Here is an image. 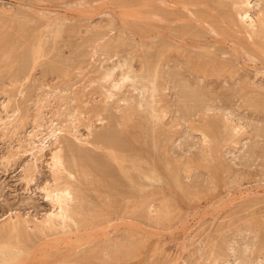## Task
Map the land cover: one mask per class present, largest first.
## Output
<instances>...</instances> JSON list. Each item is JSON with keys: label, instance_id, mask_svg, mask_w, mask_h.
Masks as SVG:
<instances>
[{"label": "rangeland", "instance_id": "rangeland-1", "mask_svg": "<svg viewBox=\"0 0 264 264\" xmlns=\"http://www.w3.org/2000/svg\"><path fill=\"white\" fill-rule=\"evenodd\" d=\"M221 1L215 6L217 0H206L207 8L200 3L183 7L178 0H0V227L10 218L26 224L28 237L35 234L28 242L25 238L13 262L264 264V38L251 42L237 27L230 29L233 34L220 33L215 16L232 4ZM249 1L258 29L264 0ZM237 10L247 8L232 7V13ZM196 55L210 61L213 56L214 64L198 73L190 64ZM49 65L53 72L45 71ZM214 65L220 70L212 72ZM5 72L14 74L12 80ZM123 77L127 81L120 89L110 87ZM126 109L131 115L123 113ZM106 129L124 134L116 133L124 150L115 153V161L96 139ZM69 146L94 159L96 171L116 176V181L111 177L119 186L108 176L104 181L112 182L98 180L93 187L90 176L93 181L102 176L89 167H83L91 172L88 177V170L79 172L81 166L53 168L52 157L60 150L70 160ZM121 167L137 180L134 187L117 171ZM58 175L77 198L69 210L80 214L63 227L55 225L56 231L42 220L55 210L47 190L54 189ZM109 197L116 199L115 212Z\"/></svg>", "mask_w": 264, "mask_h": 264}, {"label": "bare ground", "instance_id": "bare-ground-1", "mask_svg": "<svg viewBox=\"0 0 264 264\" xmlns=\"http://www.w3.org/2000/svg\"><path fill=\"white\" fill-rule=\"evenodd\" d=\"M163 1H165V0H163ZM182 5H183V7L184 6H189L188 4H190V3H193V4H197V3H200V4H204L207 8L209 7L208 5L209 4H207V2H205L204 0H178ZM170 2V1H169ZM209 2H211L212 3V1H208V3ZM216 2V1H215ZM228 1H225V3H227ZM230 2V1H229ZM176 4V3H175ZM199 4V5H200ZM215 4V3H214ZM217 4L218 5H222L223 3H222V1L221 0H217V3H216V5L215 6H217ZM240 5H243V6H245L246 8H247V10H245V11H243V12H238V10H237V12H233L232 13V7L234 8H236V6L237 7H239ZM249 5H250V1L249 0H232V4H224V10L222 11V12H219V15H216L215 16V20L217 21V23H219V29L221 28L222 30H220V33L222 32V33H224V31H226V33H224V34H229V32H231L230 34H233L234 33V31H233V33H232V31H230V29L232 28V29H234L233 27H237V28H239L240 30H241V32L243 33V34H246V37L248 38V39H251V42H252V40H254L255 38H257V39H262L263 40V38H264V21H263V23H262V25L261 26H259V28L257 29V26H256V22L258 23L259 21H255V20H257V19H253L252 18V16L249 14ZM194 6V5H193ZM192 6V7H193ZM203 6V5H202ZM201 6V7H202ZM211 6V5H210ZM213 6V5H212ZM182 7V6H181ZM191 7V8H192ZM189 8V7H188ZM206 8V9H207ZM217 8H220V7H216V9ZM204 9H205V7H204ZM211 9V8H210ZM210 9H209V11H210ZM220 9H222V8H220ZM168 10H169V8H168ZM167 10V11H168ZM185 10H188L187 8L185 9ZM208 10V9H207ZM192 11V10H191ZM196 11V10H195ZM201 11V10H200ZM202 11H204V12H206L205 10H203L202 9ZM169 12H170V15L173 13L171 10H169ZM193 12V11H192ZM166 13V12H165ZM196 14V13H195ZM197 14H198V12H197ZM200 14V13H199ZM214 14V13H213ZM167 15H169V14H167ZM201 15H203V13H201ZM205 15H208V14H206L205 13ZM205 15H203V17L205 16ZM11 16H13V15H11ZM10 16V18H12ZM218 16V17H217ZM235 16H240L241 17V20H238L237 18H235ZM206 17H208V16H206ZM169 18H170V16H169ZM202 18V17H201ZM200 18V19H201ZM11 20V19H10ZM13 20V19H12ZM261 20V19H260ZM4 21V20H3ZM14 21V20H13ZM213 21V20H212ZM8 22H9V20H8ZM12 24H13V22H11ZM19 23V22H18ZM214 23V22H213ZM216 23V22H215ZM214 23V24H215ZM260 23V22H259ZM16 24V23H15ZM240 24V25H239ZM24 25V24H23ZM15 26V25H14ZM26 26V25H25ZM215 26H216V24H215ZM19 27V26H18ZM23 27V26H22ZM17 28V27H16ZM16 28H14V29H16ZM20 28H21V26H20ZM25 28V27H24ZM187 28V27H186ZM257 30H256V29ZM19 29V28H18ZM188 29V28H187ZM216 29H218V28H216ZM218 29V30H219ZM224 29H226V30H224ZM229 29V30H228ZM243 29V30H242ZM20 30V29H19ZM184 30V29H183ZM183 30H180V31H183ZM237 30V29H236ZM13 31V30H12ZM24 31V29H22V32ZM56 31V30H55ZM228 31V32H227ZM192 32V31H191ZM2 32L0 31V34H1ZM10 33H11V31H10ZM28 33H30V32H28ZM193 33V32H192ZM19 35H20V33H18ZM18 34H16V36L14 37L15 39H16V37H18ZM3 35V34H2ZM188 35H189V33H188ZM191 35V34H190ZM1 36V35H0ZM11 36L13 37L14 35H12L11 34ZM26 36H28L27 34H25V37ZM54 36H55V34H54ZM59 36V35H58ZM192 36V35H191ZM2 37V36H1ZM20 37V36H19ZM18 37V38H19ZM195 37V36H194ZM5 38H7V37H5ZM54 38V37H53ZM27 39V38H26ZM194 39V38H193ZM10 40V39H9ZM19 40V39H18ZM28 40V39H27ZM3 41V40H2ZM249 41V40H248ZM12 42V41H11ZM18 42V41H17ZM255 42V44H257L258 42L257 41H254ZM14 43H15V40H14ZM50 43V42H49ZM57 43V42H56ZM246 43V42H245ZM260 43V42H259ZM3 44V43H2ZM1 44V45H2ZM11 43H9V45H10ZM13 44V43H12ZM11 44V45H12ZM47 44V43H46ZM254 44V43H253ZM8 45V46H9ZM10 45V46H11ZM52 45H54V44H52ZM249 45V44H248ZM251 45V44H250ZM261 45H262V43H261ZM4 46V45H3ZM5 46H7V45H5ZM16 46V45H15ZM49 46V45H48ZM14 47V46H13ZM261 47H263L262 49H264V46H261ZM3 48H5V47H3ZM46 48V47H45ZM160 48H162V47H160ZM192 48V47H191ZM194 48V47H193ZM199 48V47H198ZM256 48V47H255ZM15 50L17 49V47L16 48H14ZM30 49V48H29ZM33 49V48H32ZM6 50V49H5ZM5 50H4V52H5ZM35 50V49H34ZM38 50V49H37ZM36 50V51H37ZM48 50V49H47ZM8 51V50H7ZM7 51H6V53H7ZM18 51V50H17ZM17 51H14V52H17ZM46 51V50H45ZM53 51V50H52ZM159 51V50H158ZM28 52H29V50H28ZM32 52V51H31ZM44 52V51H43ZM200 52V51H199ZM8 53H10L11 54V57H12V51L11 52H9L8 51ZM7 53V54H8ZM33 53V52H32ZM31 53V54H32ZM52 53V52H51ZM159 53V52H158ZM197 53V52H196ZM207 52H205V55H208V54H206ZM4 54V53H3ZM2 54V55H3ZM20 54H22V52L20 53ZM194 54V53H193ZM211 54V53H210ZM191 55V54H190ZM202 55H204L203 53H202ZM8 56L10 57V55L8 54ZM7 56V57H8ZM27 56V55H26ZM212 56V55H211ZM217 56V55H216ZM216 56H214V57H216ZM10 57V59H12ZM14 57H17V56H13V58ZM158 57H159V55H158ZM186 57V56H185ZM213 57V56H212ZM212 57L210 58L211 59V61L210 60H204V59H206V58H202L201 56H195V57H193V58H191L190 59V64H192V69H194V70H198L197 72L199 73V72H204L205 70H207L208 68V66H210L211 67V65L212 64H214L213 63V59H212ZM25 58V57H24ZM57 58V57H56ZM162 58H163V55H162ZM165 58V57H164ZM217 58H220V57H217ZM3 59V58H2ZM9 59V58H8ZM8 60V61H11V60ZM23 59V58H22ZM26 59V58H25ZM24 59V60H25ZM159 59V58H158ZM166 59V58H165ZM164 59V60H165ZM17 60V59H16ZM157 60V59H156ZM160 60H163V59H161L160 58ZM215 60V59H214ZM218 60V59H217ZM217 60H215L214 62H216ZM221 60V59H220ZM3 61H4V59H3ZM7 61V60H6ZM54 61V60H53ZM146 62H150V61H152V60H149V61H147V59L145 60ZM158 61V60H157ZM219 61V60H218ZM15 62V61H14ZM48 62V61H47ZM154 62H155V60H154ZM164 62V61H163ZM166 62V61H165ZM212 64H211V63ZM220 62V61H219ZM5 63V62H4ZM145 63V62H144ZM156 63V62H155ZM161 63H162V61H161ZM189 63V62H188ZM208 63H210L211 65H209ZM217 63V62H216ZM226 63V62H225ZM1 64H3L2 62H1ZM6 64V63H5ZM49 64V63H48ZM52 64V63H51ZM54 64V63H53ZM57 64V63H56ZM148 64V63H147ZM151 64V63H150ZM160 64V63H159ZM158 64V65H159ZM163 64V63H162ZM8 65V64H7ZM13 64H11V65H8L10 68L11 67H13L12 66ZM15 65V64H14ZM19 65V64H18ZM165 65V64H164ZM220 65V64H219ZM218 65V66H219ZM227 65V64H226ZM7 66V67H8ZM17 66V65H16ZM58 67H59V65H57ZM64 66V65H63ZM215 66L216 65H214V66H212V69L214 68L215 69ZM217 66V67H218ZM224 66V65H223ZM228 66V65H227ZM45 67V66H44ZM48 67V66H47ZM49 69L47 70L46 68H45V71H47V72H49V70H51V68L53 67V66H50L49 65ZM55 67V66H54ZM57 67V68H58ZM144 67H146L147 68V66L146 65H144ZM160 67V66H159ZM186 67V66H185ZM216 67V69L215 70H211L212 72H214V71H217V70H220V68H221V66L219 67V68H217ZM3 68V67H2ZM56 68V69H57ZM158 68V67H157ZM164 68V67H163ZM188 68H190V66L188 67ZM207 68V69H206ZM12 69V68H11ZM63 69V68H62ZM61 69V70H62ZM144 69V68H143ZM149 69V68H148ZM155 69V68H154ZM227 69H229L228 67H227ZM2 70H4V69H2ZM65 69H63L62 70V73H63V71H64ZM67 70V69H66ZM158 70V69H157ZM160 70H161V68H160ZM164 70V69H163ZM191 70V69H190ZM210 70V69H209ZM5 71V70H4ZM12 71V70H11ZM21 71V70H20ZM52 72H53V68H52V70H51ZM58 71V70H57ZM144 71V70H143ZM210 71V72H211ZM0 72H2V71H0ZM110 72V71H109ZM112 72V71H111ZM152 72V71H151ZM211 72V73H212ZM221 72H222V70H221ZM6 74H7V72H5ZM9 73V72H8ZM16 73V72H15ZM51 73V72H50ZM54 73H56V71H54ZM66 73V72H65ZM145 73V72H144ZM160 73V72H159ZM161 73H163V72H161ZM192 73L194 74V72L192 71ZM198 73H196V74H198ZM206 73V72H205ZM223 73V72H222ZM67 74V73H66ZM166 74V73H165ZM202 74V73H201ZM214 74H216V72L214 73ZM213 74V75H214ZM2 76H3V74H1ZM9 75H11V74H7L6 75V77H8L9 78ZM58 75H59V73H58ZM106 75V74H105ZM122 76H124L125 74H121ZM120 75V76H121ZM5 76V75H4ZM12 76H14V74L13 75H11V78H13ZM109 76H112V75H110V74H107V77H109ZM121 76V77H122ZM127 76V75H126ZM153 76V75H152ZM165 76V75H164ZM203 76V75H202ZM205 76H206V74H205ZM209 76V75H208ZM18 77V76H17ZM105 77V76H104ZM148 77V76H147ZM155 77L158 79V77L160 78V77H162V75H158L157 73H156V75H155ZM207 77V76H206ZM11 78H9V79H11ZM106 78V77H105ZM202 78V77H201ZM120 80H118V79H116V80H112V82L110 83V87H112L113 89H120V85L122 84V83H124L125 81L124 80H126L127 79V77H123V79H121V78H119ZM145 79V78H144ZM166 79V78H165ZM12 80V79H11ZM149 80H151V77H150V79ZM148 80V81H149ZM127 81V80H126ZM160 81V80H159ZM162 81V80H161ZM165 82V81H164ZM184 83H185V81H184ZM156 84V83H155ZM123 85V84H122ZM161 85V84H160ZM164 85V84H163ZM109 87V88H110ZM154 87V86H153ZM159 87H161V86H159ZM115 89V90H116ZM144 89V88H143ZM156 91H158V90H156ZM155 91V92H156ZM110 92V91H109ZM147 92V91H146ZM194 92H195V90H194ZM194 92H190V93H194ZM200 92V91H199ZM154 93V92H153ZM158 93V92H157ZM197 93V92H196ZM146 94V93H145ZM154 94H156V93H154ZM154 94H152V96L151 97H153L154 96ZM199 94V93H198ZM198 94H196V95H198ZM201 94V93H200ZM109 95V94H108ZM247 95V94H246ZM186 96V95H185ZM189 96V95H188ZM109 97V96H108ZM107 97V98H108ZM184 97V96H183ZM189 97H191V96H189ZM196 97H199V96H196ZM195 96H194V98H196ZM192 98H193V96H192ZM146 99V98H145ZM184 99H186L185 97H184ZM187 99H188V97H187ZM142 102H140L139 104H141ZM139 104H138V106H139ZM137 106V107H138ZM143 106V105H142ZM152 106V105H151ZM128 108V107H127ZM130 109V110H129ZM129 109H126L125 111L126 112H123V113H126V114H130L131 112H129V113H127V111L129 110V111H132L131 109H133V107L131 108H129ZM134 110V109H133ZM152 110V109H151ZM109 111V110H108ZM109 112H111V111H109ZM122 113V114H123ZM137 113V112H136ZM125 114V115H126ZM146 114V113H145ZM124 115V114H123ZM124 115V116H125ZM131 115V114H130ZM137 115V114H136ZM138 116V115H137ZM129 116H127V118H128ZM127 118H125V119H127ZM112 119V118H111ZM158 119V118H157ZM208 119H212V118H208ZM110 122H112L111 120H109ZM153 121V120H152ZM209 121V120H208ZM210 121H213V120H210ZM115 122H116V120H115ZM121 122V121H120ZM125 122V121H124ZM150 122V121H149ZM118 123V122H117ZM204 123H206V122H204ZM208 123H210V122H208ZM213 123V122H212ZM214 123H216V122H214ZM204 126V125H203ZM123 127V126H122ZM149 127V126H148ZM207 127V126H206ZM209 127V126H208ZM109 128H111V127H109ZM108 128V129H109ZM119 128V127H118ZM203 128V127H202ZM105 129V128H104ZM150 129V128H149ZM157 129V128H156ZM213 129H214V127H213ZM218 130V129H217ZM108 130L106 129V132L104 133H102V132H100V133H102V134H99V135H97L96 136V139H97V141L98 142H101L102 143V145H104V149H106V150H108V156L109 157H111L114 161L115 160H117V158H116V155H119L118 153L115 155V153L116 152H119V151H122V150H124V147H119V144L120 143H118L117 141L118 140H116V138H115V136H117V134L119 133V136L118 137H123L124 136V134L123 135H121L122 133H121V131H120V129H119V131H118V133H117V131H116V129H115V131H116V133H114V131L112 132V129H111V131L110 132H107ZM157 131V130H156ZM207 131V130H206ZM209 132V131H208ZM218 132V131H217ZM54 133V132H53ZM204 133V132H203ZM202 133V134H203ZM210 133L212 134V132L210 131L209 132V135H210ZM116 134V135H115ZM53 135V134H52ZM50 136V135H49ZM53 136H55V135H53ZM208 136V135H207ZM52 137V136H51ZM94 137V136H93ZM206 137V136H205ZM210 137H211V135H210ZM92 139V138H91ZM96 139H95V141H96ZM118 139V138H117ZM125 139V138H124ZM157 139V138H156ZM214 139H215V137H214ZM217 139V138H216ZM220 139H221V137H220ZM224 139V138H223ZM218 140V139H217ZM123 141V140H122ZM219 141V140H218ZM218 141H217V143H218ZM221 141V140H220ZM97 142V143H98ZM119 142H121L120 141V139H119ZM156 142V141H155ZM117 143H118V145H117ZM126 143H128V142H126ZM139 144V143H138ZM73 145V144H72ZM71 145V146H72ZM96 145V144H95ZM120 145H123V144H120ZM129 145V144H128ZM162 145V144H161ZM161 145H159V146H161ZM219 145V144H218ZM44 143H42V146H41V149L40 150H43L44 149ZM74 146H76V145H74ZM100 146V145H99ZM98 146V147H99ZM124 146V145H123ZM140 146V145H139ZM66 147V146H65ZM70 147V146H69ZM102 147V146H101ZM215 147H217V146H215ZM127 148V147H126ZM161 148H162V146H161ZM213 148V147H212ZM70 150V153H71V157H69L70 158V160H68V161H66V159H64L63 158V155L61 156V153H60V151H58V153L56 152V154H54L53 155V157H52V167L54 166V167H56V169L58 168V171H60V169L61 170H63L62 168H67V166H75V168L76 167H80L81 166V168L83 169V167H89V169L90 170H92V172H93V174H94V172H97V173H99L101 176H102V179L101 178H98L96 181H93V180H95L96 178H94V179H92L91 180V176H90V180L92 181V182H90V180L88 181L89 183H93V182H95V183H99V181L100 182H102L103 181V184H105V185H107V183H106V180L107 181H110V182H112L113 181V174H111L110 172H108V170H102V172L100 171V172H98V171H96L93 167L95 166H92L94 163V159H92L90 156H87V154H86V156H83V154H80L78 151H75L74 149H75V147H70L69 148ZM128 149V148H127ZM126 149V150H127ZM217 149V148H216ZM130 150V149H129ZM156 150H158V149H156ZM156 150H155V152H156ZM68 151V150H67ZM67 151H66V153H67ZM105 151V150H104ZM103 152V151H102ZM127 152H128V150H127ZM160 152V151H159ZM63 153V152H62ZM65 153V152H64ZM70 153L68 152V155H70ZM92 153H93V151H92ZM119 153H121V152H119ZM125 153V152H124ZM129 153H130V151H129ZM157 153V152H156ZM161 153H162V151H161ZM131 154V153H130ZM158 154V153H157ZM160 154V153H159ZM158 154V155H159ZM211 154V153H210ZM122 155H123V153H122ZM124 155H127V153L126 154H124ZM123 155V156H124ZM96 156V155H95ZM130 156V155H129ZM133 156H134V154H133ZM214 156V155H213ZM130 157H132V156H130ZM84 158H85V160H87L88 161V164H84V163H82L83 162V160H84ZM102 158H103V156H102ZM106 157H104L103 158V160L105 159ZM124 158H125V156H124ZM123 157H121V159L120 160H122V162H123V159H124ZM165 158V157H164ZM96 159V158H95ZM131 159V158H130ZM160 159V158H159ZM79 160H80V162H79ZM125 160V159H124ZM128 160V159H127ZM162 160H164V159H162ZM166 160V159H165ZM97 161V160H96ZM133 161V160H132ZM145 161V160H144ZM150 161V160H149ZM65 162H66V164H65ZM105 162V161H104ZM121 162V161H120ZM147 162H148V160H147ZM146 162V163H147ZM159 162V161H158ZM106 163V162H105ZM114 163V162H113ZM113 163H111V165L113 164ZM154 163V162H153ZM86 165V166H83V165ZM110 164V163H109ZM116 164H117V162H116ZM133 164V163H132ZM102 165V164H101ZM151 165H152V162H151ZM110 166V165H109ZM140 166V165H139ZM142 166V165H141ZM140 166V167H141ZM148 166V165H147ZM53 167V168H54ZM61 167V168H60ZM165 167V166H164ZM128 168V167H127ZM138 167H136V171L137 172H140V170L139 169H137ZM77 169V168H76ZM89 169H83V171L82 170H80V168H79V172H83V173H85V172H87L86 170H88V172L86 173V177H88L89 175H91V172L89 171ZM110 169H111V167H110ZM126 168H124V167H121L119 170L117 169V171L119 172V171H121V175L123 176V177H125V178H127L128 180L127 181H129V184L131 185V183H132V187H134L135 185H136V183H135V181H137V180H133L134 178H133V176L132 175H130V173H129V171H127V169L125 170ZM130 169V168H129ZM156 169V168H155ZM167 169H168V167H167ZM65 170H67V169H65ZM73 170V169H72ZM116 170V169H115ZM142 170V169H141ZM54 171V170H53ZM57 171V170H56ZM55 171V172H56ZM112 171V170H111ZM131 171V170H130ZM132 171H133V169H132ZM167 171V170H166ZM73 172V171H72ZM90 172V173H89ZM113 172V171H112ZM148 172V171H147ZM172 172V171H171ZM56 173H58V172H56ZM56 173H54V174H56ZM89 173V174H88ZM96 173V174H97ZM110 173V174H109ZM117 172H115L114 174H116ZM132 173H134V172H132ZM82 174V173H81ZM141 174H143L144 175V177H148V173L147 174H145L144 173V171L141 173ZM60 175V174H59ZM58 175V176H59ZM80 175V174H79ZM88 175V176H87ZM98 175V174H97ZM117 175V174H116ZM152 175V174H151ZM156 175V174H155ZM154 175V176H155ZM83 176L84 177H82V175H80V177H82V178H86L85 177V174H83ZM94 176V175H93ZM92 176V177H93ZM109 176V177H108ZM113 178H112V177ZM118 176H119V174H118ZM135 176V175H134ZM174 176H175V174H174ZM54 177V176H53ZM106 177H108V178H111L112 179V181H111V179L110 180H108V178L104 181V179L106 178ZM149 177H150V175H149ZM153 177V176H152ZM59 178H61V180H63L64 181V183L63 182H59ZM78 178V177H77ZM115 178H116V176H115ZM115 178H114V181H116L115 180ZM137 178V177H136ZM151 178V177H150ZM80 179V178H79ZM79 179H75V180H79ZM139 179V178H138ZM145 179V178H144ZM174 179H175V177H174ZM53 180H55V179H53ZM66 179H63V177H58V178H56V180H55V185L56 186H54V189L52 190V189H50V191H48L47 190V197L51 200V201H53V203H54V205H55V210L53 211V212H51L49 215H47L46 216V218H44L43 220H42V223H43V225L45 224V225H47L48 226V228L50 227V229H53L54 227V229H56V227L57 226H55V225H59L60 227H63L64 225H66L67 224V222L69 221V220H72L73 218H72V216L74 215L75 217H76V215H78V214H80V210L81 209H78L79 211V213H77V211L75 212V211H71V210H69V208H71V207H69V203L70 202H72V200L73 199H75V200H77V198L76 197H74L75 195H74V193H73V191H74V189L73 188H71L72 186L70 185H68L67 183H69V182H67V180L65 181ZM81 180V179H80ZM87 180V179H86ZM99 180V181H98ZM118 180H122V179H118ZM56 181L58 182L57 184H56ZM82 181V180H81ZM112 182L113 184H115V185H118L119 186V182L118 183H115V182ZM143 181V180H142ZM161 181H163V180H161ZM83 182H84V180H83ZM87 182V183H88ZM105 182V183H104ZM110 182H108V185H111V184H109ZM124 182V181H123ZM131 182V183H130ZM139 182V181H138ZM173 182V181H172ZM61 183L64 185H61ZM65 183H66V185H65ZM81 183V182H80ZM86 183V184H87ZM88 183V184H89ZM122 183V182H121ZM144 183V182H143ZM163 183V182H162ZM61 186H60V185ZM70 184V183H69ZM77 184H78V182H77ZM125 184V183H124ZM147 184V183H146ZM80 186H82L81 184H79ZM84 185L85 184H83V186L82 187H84ZM92 185V184H91ZM90 185V186H91ZM96 185V184H95ZM98 185V184H97ZM100 185V184H99ZM122 185V184H121ZM114 185H111V186H109V187H113ZM149 186V185H148ZM93 187H94V183H93ZM95 187H97V186H95ZM102 187V186H101ZM100 187V188H101ZM114 187H116L117 188V186H114ZM113 187V190L115 189ZM125 187V186H124ZM137 187H138V185H137ZM146 187V186H145ZM153 187V186H152ZM71 188V189H70ZM81 188V187H80ZM105 188V187H104ZM73 189V190H72ZM94 189V188H93ZM111 189V188H110ZM110 189H107V190H110ZM120 189V188H119ZM119 189H115V190H118L119 191ZM128 189V188H127ZM137 189H139V187L137 188ZM72 190V191H71ZM80 190V189H79ZM82 190V189H81ZM122 190H124L123 188H122ZM128 190H130V189H128ZM128 190H126V191H128ZM136 189H134V191H135ZM146 190V189H145ZM97 191V190H96ZM117 191V192H118ZM121 191V190H120ZM119 191V192H120ZM125 191V190H124ZM148 191V190H147ZM128 192H130V191H128ZM143 192V191H142ZM141 192V193H142ZM146 192V191H145ZM72 193V194H71ZM76 193H78V192H76ZM107 193H109V192H107ZM114 193H115V191H114ZM114 193H112V194H114ZM131 193V192H130ZM135 193H137V192H134V193H132V195L133 194H135ZM140 193V194H141ZM147 193V192H146ZM84 194H85V192H84ZM123 194H125V195H129V193H123ZM142 194H144V193H142ZM154 194V193H153ZM155 194H157V193H155ZM73 195V196H72ZM87 195H90V194H87ZM86 195V196H87ZM92 195V194H91ZM109 196H110V194H108ZM124 195V196H125ZM130 196L131 198L133 197V196ZM152 195V194H151ZM102 196V195H101ZM101 196H99V198L101 197ZM103 196H104V194H103ZM106 197H107V195H105ZM112 196H114V195H112ZM111 196V197H112ZM116 197H117V194L115 195ZM154 196V195H153ZM74 197V198H73ZM78 197V196H77ZM81 197V196H80ZM111 197H109V200H110V198ZM137 197H141V196H137ZM143 197V196H142ZM82 198H84V197H82ZM82 198H80V199H82ZM104 197H102V199H103ZM114 198V197H113ZM154 198V197H153ZM107 199H108V197H107ZM119 199V198H118ZM138 199V198H137ZM144 199V202L143 203H145V201H147V197H144V198H142V200ZM149 199V198H148ZM78 200H79V198H78ZM82 200H84V199H82ZM85 200H86V198H85ZM104 200H106V198L104 199ZM133 200H135V198H133ZM139 200V199H138ZM141 200V201H142ZM74 201V200H73ZM103 201V200H102ZM110 201H112L111 202V204H110V208L112 209V207L111 206H115L117 203H115L114 201H116V199L114 198V201H113V199H111ZM137 201V200H136ZM136 201H134V202H136ZM140 201V203H142ZM85 202V201H84ZM87 202V201H86ZM90 202H92L91 200H90ZM106 202H109V201H106ZM78 203H79V201H78ZM98 203H99V201H98ZM104 203H105V201H104ZM110 203V202H109ZM139 203V204H140ZM142 203V205L141 206H143L144 204ZM81 204V203H80ZM87 204V203H86ZM91 204H93V203H91ZM95 204V203H94ZM100 204V203H99ZM101 204H102V202H101ZM119 204V203H118ZM147 204L148 203H146V206H147ZM152 204V203H151ZM103 205H107L108 206V204H103ZM103 205H102V207H103ZM136 207L138 208V210H139V205L137 204V202H136ZM83 206V204L80 206L81 208H83L82 207ZM84 206H85V204H84ZM95 205H93V207H94ZM98 206V205H97ZM101 206V205H100ZM118 206V205H117ZM116 207V206H115ZM115 207H113V209L115 208ZM73 209L75 208L76 210H77V208H79L78 206H77V208L76 207H72ZM134 208V207H133ZM72 209V210H73ZM91 209V208H90ZM95 209V208H94ZM106 208H105V206H104V210H105ZM113 209L111 210V211H113ZM116 209V208H115ZM115 209H114V212H115ZM149 209V208H148ZM160 209H161V207H160ZM83 210H85V209H82V211ZM165 210H166V208H165ZM81 211V212H82ZM91 211H92V209H91ZM93 211H95V210H93ZM92 211V212H93ZM110 211V210H109ZM134 211V210H133ZM86 212V211H85ZM138 212V211H137ZM145 212V211H144ZM164 212V211H163ZM83 213V212H82ZM90 213V212H89ZM94 213V212H93ZM92 213V214H93ZM101 213V212H100ZM109 213V212H108ZM111 213V212H110ZM141 213L143 214V212L141 211ZM84 214V216H85V213H83ZM83 214H81V215H83ZM91 214V215H92ZM95 214V216H97V213L95 212L94 213ZM142 214H140V215H142ZM88 215H90V214H87V216ZM162 216V215H161ZM91 217V216H90ZM159 217H160V215H159ZM92 218H94V216L92 217ZM10 219V218H9ZM8 219V220H9ZM19 219V218H18ZM80 219H82V218H80ZM79 219V220H80ZM84 219V218H83ZM87 219H88V217H87ZM91 219V218H90ZM157 219V218H156ZM5 221L4 222V224H2V227H0V264H7L8 262H11L12 261V264H16L15 263V260H14V262H13V259H15V256H16V258H17V255H15V254H19L20 252H21V247H19V246H21V245H24V243H26V241L28 242L29 240H30V236H32V235H30L29 237H28V235H26L25 233H26V224L25 223H23L24 222V220H23V226H25V227H23L21 224H16L17 223V221H14V223L13 222H11V220H9V221ZM16 220V219H15ZM77 220V219H76ZM78 220V221H79ZM160 219H158V221H159ZM164 220V219H163ZM19 221H20V219H19ZM83 220H81V222H82ZM91 221V220H90ZM156 221V220H155ZM161 221V220H160ZM25 222H27V221H25ZM41 222V221H40ZM13 223V224H12ZM42 223H41V225H42ZM83 223V222H82ZM14 224H16V225H14ZM87 224H88V222H87ZM17 225H19V226H17ZM39 225V227L41 228V226H40V223L38 224ZM42 225V226H43ZM89 225V224H88ZM1 226V225H0ZM46 226V227H47ZM22 227H23V229H22ZM36 227H38V226H36ZM39 227H38V229H39ZM53 227V228H52ZM26 230H25V229ZM45 227H43L42 229H44ZM40 230V229H39ZM38 230V231H39ZM46 230V229H45ZM53 231V230H52ZM56 231H57V229H56ZM11 232H12V234H11ZM28 233V232H27ZM14 234V235H13ZM39 235H40V233H38ZM37 234V235H38ZM35 235V234H34ZM33 235V236H34ZM32 236V237H33ZM29 239H28V238ZM25 238H27L28 240H26ZM33 238H35V236L33 237ZM40 238H42V237H40ZM24 240H26L25 242H23ZM40 241H41V239H40ZM23 242V243H22ZM22 243V244H21ZM11 244H14L13 246H11V247H13L14 249L13 250H15V252H11L10 251V249L9 248H11L10 247V245ZM14 246H16V247H14ZM25 246H26V244H25ZM25 246H23V247H25ZM37 246V245H36ZM39 246V245H38ZM20 249H19V248ZM17 249H19V250H17ZM29 250V249H28ZM131 251V250H130ZM6 254H4V253ZM17 252V253H16ZM23 254V253H22ZM2 255H5V256H2ZM26 256V255H25ZM19 257V256H18ZM23 257V256H22ZM18 259V258H17ZM19 261V260H18ZM16 262H17V260H16ZM76 262V261H75ZM18 264V263H17Z\"/></svg>", "mask_w": 264, "mask_h": 264}]
</instances>
